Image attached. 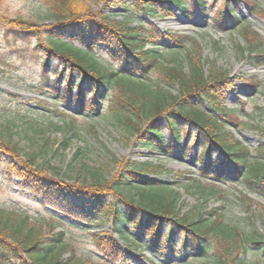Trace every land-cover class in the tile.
Instances as JSON below:
<instances>
[{"label": "rangeland", "instance_id": "obj_1", "mask_svg": "<svg viewBox=\"0 0 264 264\" xmlns=\"http://www.w3.org/2000/svg\"><path fill=\"white\" fill-rule=\"evenodd\" d=\"M81 1L83 6L109 15L110 20L115 22L132 26L143 22L155 26L163 40L148 47L160 46V52L164 47L177 46L175 38H182L187 49H193L192 42L196 41L200 47L197 54L202 56L205 72L221 69L229 76L222 104L228 113L218 111L215 115L222 122L231 142L248 147L251 159L264 161V156L258 152L264 145V65L257 64L255 54L249 57L248 40L239 33V28L208 22L197 7L191 6L190 0H185L191 8L190 16L182 9L184 4L178 6L175 2H171V14L161 9L151 14L149 9L138 8L131 0L123 8L114 0ZM251 1L257 4L260 14L241 2L239 17L264 38V0ZM208 4L212 6V0ZM220 6L221 1L217 0L211 8L216 10ZM18 18L41 30L45 25L56 22L50 8L42 0H0V141L18 144L21 158H25V153L36 152L42 147L45 153L40 155L37 167L51 176L53 171L50 166L56 167L61 173L58 177L70 176L72 183H76L77 179L83 183L90 182L86 166L100 167L106 180H111L121 167L119 162L151 163L159 172L147 177L170 186L178 194V206L183 212L201 213L205 219L216 218L228 223L237 229V240L243 243H247L251 233L264 236V193L249 188L230 165L227 169L221 168L219 156L214 159L216 168L213 167L211 158L204 154L200 146L202 138H198V143L194 129L182 146L178 147L175 143L169 155L155 153L143 147L135 136L111 127L98 112L82 110L76 95L66 99L59 97L55 90L47 86L43 67L34 53L39 39L46 40L47 34L39 31L29 41L15 40L8 30ZM72 42L80 46L76 41ZM185 48L165 51L162 59L175 56L177 60H182ZM109 50L110 45L100 44L95 49L96 56L118 67L119 63L111 57ZM139 53L136 51V54ZM173 53L176 55L170 56ZM56 62H51L49 82L55 86L59 81L63 87L64 80L52 74ZM159 62L165 64L162 60ZM159 75L160 71L155 67L150 76L156 79ZM118 85L112 84L107 90L108 97L102 110H107L112 96L118 92ZM172 90L176 91V87ZM87 99L95 101L89 94ZM207 105L206 109L211 110ZM2 154L0 208L28 214L36 223L52 222L54 232L64 231V241L86 264H205L212 254L210 251L206 255L192 253L194 255L186 256L181 243H177L175 249L168 239L155 244L149 236L134 228L129 229L125 242L113 229L111 218L96 213L86 196L76 197L67 192L60 197L54 193L43 194L39 188L11 173L7 162L16 160L10 153L4 151ZM216 173H223L224 179L216 180ZM106 197L113 198L111 195ZM104 233L111 234L112 239L122 245L117 255L109 256L97 247L95 239ZM217 239L211 237L210 245L222 250L223 246ZM223 244L228 249L231 242L224 240ZM72 254L71 249L66 250L64 257H71ZM242 256L251 263L264 264V255L252 245H248Z\"/></svg>", "mask_w": 264, "mask_h": 264}, {"label": "trees", "instance_id": "obj_2", "mask_svg": "<svg viewBox=\"0 0 264 264\" xmlns=\"http://www.w3.org/2000/svg\"><path fill=\"white\" fill-rule=\"evenodd\" d=\"M42 1L50 8L56 21L54 24L45 25L41 30L18 18L8 32L15 40L25 41L39 31L47 34L46 40L39 39L34 53L43 67L47 86L55 90L59 97L66 99L76 95L82 110L98 112L111 127L135 136L143 147L155 153L169 155L175 143L178 147L182 146L194 129L197 142L198 138H202L200 146L204 154L211 158L213 167L217 164L215 157L219 156L221 168L227 169L230 165L249 188L264 193V161L251 159L248 147L231 142L222 122L215 115L218 111L228 113L222 106L228 73L221 69L205 72L202 56L197 54L200 47L196 41L192 42L193 50L185 48L182 38H175L177 46L164 47L160 52V46L148 47L163 40L155 26L143 22L133 26L115 22L110 20L109 15L83 6L81 0ZM114 1L123 8L129 0ZM131 1L138 8L149 9L151 14L160 12V9L171 14V2L178 6L184 4L182 9L185 14L191 15V8L185 0ZM190 1L191 6L197 7L208 22L239 28V33L248 40L249 57L255 54L257 64L264 65V38L245 24L238 13L242 2L260 14L257 4L251 0H220L221 6L213 10L211 7L217 0H212V6L208 4L210 0ZM100 44L110 45L109 54L117 60L118 67L96 56L95 49ZM180 47L186 50L184 59L177 60L175 53L170 54L173 58L162 59L163 52H174ZM136 51L141 53L136 54ZM53 60L57 61V65L52 74L64 80V88L59 81L55 86L50 85L49 69ZM155 67L160 71L156 79L150 76ZM115 83L119 84L118 92L112 96L104 111L102 105L108 97L107 90ZM173 87L176 91L172 90ZM88 94L95 101L88 100ZM207 104L211 110L206 109ZM260 148L258 152L264 156V145ZM20 150L18 144L0 141V155L5 151L16 160L7 162L11 173L39 188L43 194L54 193L60 197L67 192L76 197L86 196L96 213L111 218L113 229L125 242L129 229L134 228L149 236L155 244L168 239L175 249L177 243H181L186 256L192 253L206 255L212 251L205 264H258L242 256L248 245L264 255V236L251 233L247 243H243L237 240V229L228 223L216 218L205 219L201 213L183 212L178 206V194L170 186L147 177L159 172L151 163L119 162L121 167L111 180H106L100 167L86 166L90 182L83 183L77 179L76 183H72L70 176L59 178L61 173L56 167L50 166L52 176L37 167L40 155L45 153L42 147L36 152L25 153V158H21ZM203 171L205 173V168ZM215 177L216 180L224 179V174L216 173ZM107 195L113 198L108 199ZM54 231L55 225L50 221L36 223L28 214L0 208V264H86L64 241V231ZM213 236L222 244V250L210 245ZM224 240L231 242L228 249L224 248ZM95 241L97 247L109 256L122 250V245L109 233L97 236ZM70 249L72 256L65 258V251Z\"/></svg>", "mask_w": 264, "mask_h": 264}]
</instances>
